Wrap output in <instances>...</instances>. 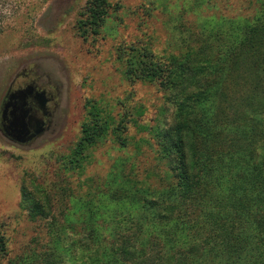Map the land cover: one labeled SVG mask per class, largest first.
<instances>
[{
    "label": "rangeland",
    "instance_id": "1",
    "mask_svg": "<svg viewBox=\"0 0 264 264\" xmlns=\"http://www.w3.org/2000/svg\"><path fill=\"white\" fill-rule=\"evenodd\" d=\"M84 3L40 0L28 9L27 2L0 37V115L8 89L23 78L49 97L44 128L33 139L20 143L0 129V232L7 243L0 264H92L96 244H83L82 236L94 229H135L121 185L138 186L142 180L158 187L164 168L155 157V139L139 125L162 128L173 122L175 104L155 83L127 79L126 56L119 59V53L146 46L161 61L180 58L200 45L204 27L215 30L235 18L239 7L253 5L249 0H110L99 33L84 39L75 27ZM90 105L101 116L130 114L136 122L127 119L126 145L109 131L87 149L82 168L67 170L62 159L78 141ZM139 106L141 115L134 109ZM34 183L48 195L49 209L45 217L32 219L21 188L41 198ZM78 200L100 217L77 218Z\"/></svg>",
    "mask_w": 264,
    "mask_h": 264
},
{
    "label": "trees",
    "instance_id": "2",
    "mask_svg": "<svg viewBox=\"0 0 264 264\" xmlns=\"http://www.w3.org/2000/svg\"><path fill=\"white\" fill-rule=\"evenodd\" d=\"M39 1L0 0V37L24 4L37 8ZM249 2L230 22L204 27L200 45L180 58L161 61L146 46L119 53V59L126 56V78L168 91L175 110L162 128L138 123L155 139L163 181L158 187L142 180L121 185L135 229L82 236L83 244H96L92 264H264V0ZM110 7V0H85L76 33L97 35ZM127 119L136 122L130 114L101 116L90 105L64 167L82 168L87 149L109 131L126 145ZM34 188L44 195L21 188L32 219L49 209L48 195ZM78 201L77 218L100 217ZM6 244L0 232V256Z\"/></svg>",
    "mask_w": 264,
    "mask_h": 264
},
{
    "label": "flooded vegetation",
    "instance_id": "3",
    "mask_svg": "<svg viewBox=\"0 0 264 264\" xmlns=\"http://www.w3.org/2000/svg\"><path fill=\"white\" fill-rule=\"evenodd\" d=\"M25 77V74H23ZM5 99H3L1 115H0V129L8 138H21L28 142L33 139L38 131L43 130L45 121L44 117L47 114L46 104L48 102V95L46 89L38 86L34 81H28L23 78L14 83L8 91ZM25 92L20 98L9 99L11 93L18 94ZM7 104L4 109V105ZM13 120H19L25 125V135L21 136L19 132L11 125ZM19 142V141H17Z\"/></svg>",
    "mask_w": 264,
    "mask_h": 264
},
{
    "label": "water",
    "instance_id": "4",
    "mask_svg": "<svg viewBox=\"0 0 264 264\" xmlns=\"http://www.w3.org/2000/svg\"><path fill=\"white\" fill-rule=\"evenodd\" d=\"M24 93L25 92H20L18 94L11 93L8 97H9L10 100L13 99V98H17V97L20 98V97H22L24 95ZM6 106H7V104L4 105V109L6 108ZM11 125L14 126V128L17 130V132L20 133L21 136L25 135V130H24L25 125H23L21 123V121L13 120L11 122ZM16 141L23 142L24 140L21 139V138H16Z\"/></svg>",
    "mask_w": 264,
    "mask_h": 264
}]
</instances>
